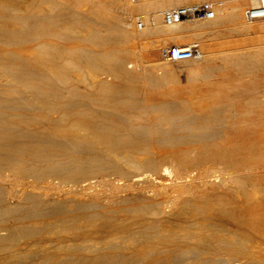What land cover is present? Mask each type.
Masks as SVG:
<instances>
[{"label": "bare ground", "instance_id": "bare-ground-1", "mask_svg": "<svg viewBox=\"0 0 264 264\" xmlns=\"http://www.w3.org/2000/svg\"><path fill=\"white\" fill-rule=\"evenodd\" d=\"M217 1H221V6L216 8V17L212 21L227 22L238 35L229 36L218 45L201 41L198 44L200 57L174 60L163 56L165 60L150 63L149 67L161 65L165 70L171 62L191 64L189 71L196 74L194 80L183 86L167 80L168 90L157 91L158 95L167 93L176 99L183 95L201 98L200 94L203 97L206 93L202 91L203 85L209 87L211 83L212 88L207 93L214 100L218 89L213 87L219 82L224 84L227 79L235 81V77L231 79L227 74L230 72H235V83L248 82L242 85L244 91L252 94L250 105L240 110V121L236 116L237 121L232 119L236 124L233 121L227 124L228 130L234 129L235 134L241 130L240 139L235 142L225 140L228 145L222 152L214 151L217 145L213 143L204 150L191 147L179 152L153 154L150 149L145 150L141 139L126 136L128 134H119L114 139L105 137L97 124L86 122V117L93 114L86 107L72 110L73 115L68 112L72 117L66 112L67 107L78 105L71 97L81 90L77 85L79 81L89 88L91 105L102 113L121 107V91L132 96L140 92L138 85L141 84L135 82L143 80L138 77L141 73L121 67L122 56L134 46L135 29L130 22L132 10L125 7L116 17L121 27L115 23L113 32L106 35L99 29H81V22L63 25L75 16L85 17V11L93 18L101 19L104 16L101 2H92L88 9L84 3L79 4V0H0V167L11 169L7 174L0 172V211L18 218L11 224L0 225V264H264V136L253 138L261 132L255 131L258 123L253 117L264 116V92L260 93L257 88L261 85L264 89V19L241 21L243 3L240 2L254 5L256 0ZM181 2L141 0L140 5L167 7ZM124 24L127 30L123 29ZM160 25L157 22L152 28L140 31L139 37L145 39L155 33H163L166 38L175 40L204 36L195 31L205 24L185 21ZM58 36L65 41H76L58 44ZM103 39L125 40V44L116 45L113 50L87 46ZM150 41L156 45L157 40ZM226 44L244 46H241L242 50H229L235 51L233 53L216 49ZM141 48H145L144 45ZM148 51L151 52V48ZM84 64L108 70L115 81L107 82L98 73L88 72L82 73L84 76L80 80L75 69ZM249 71L250 79L244 77ZM146 75L156 84L162 76L144 71L143 76ZM161 81L162 87L157 84L159 88L167 85ZM149 84L147 81L146 85ZM150 87L146 86L147 89ZM242 88L237 86L238 90ZM78 94L80 96V92ZM155 100L159 101V107L168 108L164 107L166 100ZM40 108L48 112L39 114ZM244 112L247 114L243 115ZM68 148L82 149L86 151L84 153L101 152L100 157L109 170L120 172L124 178L126 171L121 170L129 168V177L120 181V185L115 184L102 199L94 188L96 180H91L94 177L91 158L86 156L80 161L79 157L69 155L72 150ZM65 149L70 153L58 155L59 150ZM200 159V167H197ZM39 163L43 165L40 167ZM65 163L73 168L70 165L64 167ZM142 167L152 173H145L147 171L144 172ZM23 169H36L41 179L50 171L69 178L71 184L68 186L74 194L69 195L68 188L65 192L69 196L59 198L58 195L57 198L48 191L51 189L47 181L42 183L44 191L28 187L5 190L2 183L17 178ZM14 191L17 193L15 203L5 206L4 195ZM183 192L187 194L182 195ZM120 210L137 211L142 215L120 217ZM34 213L52 217L51 221L28 218ZM26 214L29 216L22 218ZM226 217L242 224L251 223L250 227L238 230L241 236L252 233L254 240L246 243L249 237L245 241L238 237L236 241L227 231L221 234L209 230L211 225L216 226ZM105 221L107 223H103ZM65 230H70L72 237H67ZM39 238L52 242L40 243ZM35 240L39 243L33 244ZM219 246L224 248L223 251L216 250Z\"/></svg>", "mask_w": 264, "mask_h": 264}, {"label": "rangeland", "instance_id": "rangeland-1", "mask_svg": "<svg viewBox=\"0 0 264 264\" xmlns=\"http://www.w3.org/2000/svg\"><path fill=\"white\" fill-rule=\"evenodd\" d=\"M58 1L60 2L61 0H58ZM92 2H101V6L104 10V16L101 19L93 18L88 11H85V14H86L85 17H80V16L78 17L77 16L78 18H76V16H75V18H72L70 20L63 22V25L70 26V25H73L74 22H75L74 24H79L78 22H81L80 23L81 26L83 25L81 27V29H87V30L93 29V28L96 30L99 29V31H101L102 33L106 32V35L107 34L109 35L110 33L113 32V27H114L115 23H116L115 26L121 27V26H119V23H117L118 21L116 20V17H117V15H121V13L124 11L125 7H128V5H127L128 0H91V1L79 0V4L84 3L85 7H87L88 9L90 8V4ZM240 3H243L240 8H244V7L250 5L249 3H245V2H240ZM223 6H225V5H223ZM80 7L84 8V10H85L84 6H80ZM113 16H115L114 19H113ZM76 19H78V20H76ZM84 21H85V23H83ZM124 25L122 26V27H125L123 29L127 30L128 29L127 25H125V26ZM160 26H162V25H160ZM195 32H197V34L203 33L204 36L203 37L201 36L202 38L198 37V36H192L188 40H185V39L175 40V38H170V39L172 42H175V43H178V42L179 43L180 42L185 43V42L196 41V42H198V44H201L202 42H212V43L215 42V44L218 45L220 42L225 41V38H228L229 36L238 35L237 32H234V31H232V29H230V26L227 22L222 21L221 19L211 21L210 23L205 24L202 27L198 28V30ZM139 35H141V32L138 30H134L133 36H135V37H134L133 44H132L134 46H132L131 51L129 50L130 52L127 51L122 56V61H121V67L123 66L122 69L125 68L124 70H127V71H133L136 73H141V74H138V77L140 80H142V79L143 80L138 81L139 83L135 82V83H137V85L141 84V85H138V86H140V92L138 93L139 96H138V94L132 96V95H130V93L128 94V92L125 90L121 91L119 94V96H121L122 97L121 99L123 100V102L120 104L121 107L119 106L120 108H115L113 110H110L109 113L108 112L102 113L97 109V107H95L94 105H91V103H90L91 101L88 99V98H91L88 94L89 88H87L84 83L79 81L80 83L78 82L77 85H79L81 90H79L76 93L77 94V95H75L76 98L75 97H71V98H74L72 100L76 101V104L79 105V103H81L82 105L67 107L68 109L66 110V112H67V114H69L68 116L72 117V115H73L72 113H74V112H72V110L78 109L79 107H80V109H82L83 107H86V108H88L87 109L88 112L92 110V112H90V113H93L89 117L90 119L88 118V116L86 117V122L87 123L90 122L89 125L97 124L101 130V133L105 137L108 135L109 138L111 137L114 139V138H117L119 134H121L123 136L128 134L126 136L129 137V135H130V137H133V138H136L139 140L141 139V141L143 142V145L146 146L145 150H146V148H148L147 150L150 149L149 151L152 152L153 154L171 153L173 151L179 152V151L185 150V148L187 149V148H191V147L194 148L195 150H199V149L204 150L209 145L211 146L213 143H215L217 145L216 149L214 151L222 152L225 149V147L228 145L227 141H225V140L228 139L229 142H235L238 139H240L239 138L240 137L239 132L241 130L239 131L238 129H236V130H238V131H236L238 134L237 133L235 134L234 129L228 130L227 124L230 121H233V120L235 121V119L237 121L236 116H238V121H240L239 118L242 116L241 115L242 112H240V110L241 111L245 110L247 108V106L250 105L251 100H249V99H251L252 94L249 93V91H244L245 88L243 86L244 84L246 85L248 82L242 83L243 85L242 84L239 85V83L238 84L235 83L237 81V79H236L237 77L235 76V72L227 73L229 76H231L230 77L231 79H232V77H233V79L235 77V81L227 79V81L224 84L222 82L220 84V82H219L218 86L215 85L216 87H213V88L215 90L218 89L217 95L215 97L216 100L209 98L208 93H207V91L212 88L210 86V85H212L211 83L209 84V87L206 86V84L203 85L204 87H202V88H204V90L202 89V91H206L207 94L202 93L203 97L200 94L201 98H190L192 96L183 95V96H180L179 98L176 99V98H171L169 95H168L169 96L168 97L166 95L167 93H165L166 97L163 96L164 93H163V95H158L157 91L161 92L164 90L165 91L168 90V88H167L169 86L168 81L173 80L172 83H176V84L179 83L183 86V85L187 84L189 81L191 82L192 79L195 78L194 76H196V74L194 72L189 71V67L191 64H189V62H186V61L171 62L169 67L166 68L167 70L166 69L164 70V68L161 65H160V67H159V65H157V67L154 66V67L150 68L149 67L150 63L152 64V63H156L158 61L165 60L163 58V56L164 57H166V56L161 51L160 43H163V40L161 39L162 37L167 41V38H166L167 36H164L163 33L162 34L161 33H155L153 35H150L149 37L148 36L145 37V39L142 38L143 39L142 40L141 36L139 37ZM133 36L131 35L132 39H133ZM61 39L62 38H60L58 36V44L70 43L71 41L72 42L76 41L74 39L70 40V41H65V40H63V39L61 40ZM214 39H216V40H214ZM144 40H145V42H143ZM150 40H157L156 45L153 46L151 44L152 42ZM93 43L94 44L88 43L87 46L88 47L91 46V48H95L97 50H101V48H103V49L105 48L104 50H113L116 45L117 46H123L125 44V40H120L119 42H117V41L112 40V39H110V40L109 39H103V40L96 41ZM141 45H144L145 48H141ZM241 46L243 47L244 45L243 44H236V45L226 44L222 47L218 46L216 49L231 52L229 50H232V49L235 50L236 48L237 49L241 48V50H242ZM134 47L136 50L134 49ZM150 48L152 50L151 52L148 51ZM233 52H235V51H232L231 53H233ZM237 52H238V50H237ZM109 57L111 58V56H109ZM139 59L141 60V62L139 61ZM148 59H150V60H148ZM142 61L145 62L146 65ZM137 63H139V65H137ZM141 63L143 66L141 65ZM88 65L89 64H84L83 66H79L75 69V73L77 74V76L80 80L84 76L83 74L88 72V73H98L99 74L98 76L101 77L102 80H107V82H112V81L114 82L115 81L114 76L108 70L103 69V68H95V66H92V65L88 66ZM133 67H135V68H133ZM144 71H152L153 73H155L157 75H162L163 73L165 74V72H167V75L166 74H165V76L162 75L164 77H162V76L159 77V79L162 80V81L161 80L160 81L162 83L167 84V85L165 86L162 84L163 88L157 87V84L158 85L160 84L159 79L157 80V84H156V81H152L151 79H149V77L147 75L143 76ZM168 73L170 75H173V76H170ZM249 73H251V71H249L247 73L248 76L246 75L244 77L250 79L252 76H251V74L249 75ZM166 76H167V78L164 79ZM170 77H172V78L170 79ZM145 79H146V82H145ZM148 79L151 82H149ZM147 81H148V83H150L149 85H146ZM119 82L120 81H118L117 83H119ZM143 82H144V84H143ZM198 83H199V81H198ZM130 84H133V83L131 82ZM145 85L151 86V87L149 89H147L148 87L146 88ZM255 85L257 86L256 83L254 84V86ZM237 86L243 87L244 89L242 88V89L238 90ZM153 87H154V91H152ZM160 87H162V86H160ZM234 87H236L235 90H237L238 94L234 93V92H236L233 89ZM151 88H152V90H150ZM257 88H258V91L260 93L264 92L263 86L258 85ZM156 89H158V90H156ZM159 89L160 90L162 89V90L159 91ZM83 90H85L84 91L85 93L82 92ZM79 92H80V96L78 94ZM150 95H151V97H150ZM205 95H207L208 97H206ZM123 96H126V97L123 98ZM129 97H130V99H129ZM96 98H100V97L96 96ZM132 98H133V100H132ZM127 99L129 101L128 103H127ZM155 99H160L161 101L166 100L165 102H167V105L164 107L165 108L168 107V108H166L167 110L166 109L164 110L163 106H161V105L159 107L158 106L159 101L155 100ZM125 100H126V104H125ZM157 106H158V108H157ZM70 108H72V109L70 110ZM53 109H51V110H53ZM120 109H121L122 113H121ZM58 110H59V107H58ZM53 111H51V112L53 113ZM46 112H48V111L45 110L44 108H40L38 111L39 114H45ZM68 112H70V113L72 112L71 113L72 115H70V113H68ZM239 112H240V114H239ZM245 114H247V113L244 112L243 115H245ZM253 118H255L257 123H258L257 127H256L257 129L255 128V131H257V130L261 131L257 134L255 133L256 135H254L253 138H255V139L263 138L262 136H264V135H262V134L264 133V131H262V130L264 129V116L255 115ZM226 119H228L229 121L228 120L226 121ZM259 121L262 123H260ZM234 123L236 124L237 122H234ZM262 126H263V128H262ZM224 128H225V130L227 129L226 134H227V132H229L228 133L229 135L226 136V134L224 132L225 131ZM180 136H182V137H180ZM178 137L180 138L181 141L177 140ZM230 137H232V138L229 139ZM185 141H187V142H185ZM124 146L126 147V149L127 148L129 149V147L127 145H124ZM201 146H204V147H201ZM68 149L67 150L65 149L66 151L65 150H59V152L57 151L59 153L58 155H63L66 152L70 153V151L73 148L69 149L70 151ZM71 152L72 153L69 155H74V156L79 157L78 159L80 161H82V160L84 161L86 156L87 157L89 156L91 158L92 166H94V170H92L94 177L91 180H96L94 182L95 183L94 188H96L95 190L101 195L100 196L98 194L99 195L98 197H100L102 199L105 198V197L103 198V196H106L110 193V191L113 189V186L115 184L120 185L119 184L120 181H123L127 177V175L129 177V172H131L129 168L122 169L121 170L122 172H124V170L126 171L124 174L126 177H124V178H122L123 174H121L120 172H118V171L112 172V170H109L107 168L106 162H104L102 160V158L100 157V155H102L101 152H98V151L96 152V151L92 150V152H90V153H89V151H87L88 153H84L86 151H84L82 149H76L75 150V148ZM210 152H207L206 154L208 155V153H209V155H210ZM98 153H99V155H98ZM80 157L81 158L85 157V158L80 159ZM62 159L64 162H67L66 157H63ZM196 164H198L197 167H200L199 165L201 164V159H200L199 163L197 161ZM42 165H43V163H39L40 167ZM69 165H70V168L72 169L73 167H71L72 166L71 164L65 163L64 167H69ZM168 166L170 169L171 166L170 165H168ZM219 167H217V168H219L220 171H223V169H221V166H219ZM142 168L145 169L144 172L147 171L145 173H152L151 170L147 169V167H142ZM98 171H100V172H98ZM0 172L2 174H7V173L11 172V169H8L6 167H0ZM35 172H36V169H31V171H30V169H26V170L23 169V171H21L20 175L17 178L11 179L8 182H3L2 187H4L5 190H7V189L8 190H15L16 188H20V187H22V188L28 187V188H33L37 191H44L45 189L41 188L43 186L42 183H44V181L45 182L47 181L46 183H48V185L50 186L49 188L51 189L48 191L53 192L56 195V197L59 195L61 197H59V196L58 197L62 198V197L74 194V192L73 193L71 192V191H73V190H71L72 187L70 188L68 186L71 184L70 181L68 182L69 178H66V177H63L60 175H56L55 172L50 171V173L44 174L43 178L41 179L39 177V175L37 174V172L36 173ZM30 183H31L32 187L29 186ZM56 183H57V185H56ZM50 184H52V185H50ZM51 186H52V188H51ZM255 188L259 189L257 186H255ZM77 189H78V187H77ZM65 191L66 192L68 191L67 193H69V195L66 194ZM186 194H187L186 192L182 193V195H186ZM16 195H17V193L15 191L8 194V195L7 194L4 195V202L5 203L3 202V204L5 206H8L9 204H10L9 206L13 205V203H15V201H16ZM200 201L202 202L203 200H199L198 202H200ZM111 208H112V206H111ZM113 208H115V207H113ZM1 212L2 211H0V225L11 224V223L17 221V219H18L15 216H13L12 214L4 213V212L1 213ZM125 212L123 210H120L118 215H120V217H125V216L131 217L133 215L141 217V215H142L141 212L139 213L137 211H135V212L125 211ZM34 214H36V213H34ZM34 214H32L30 216L28 214H26V215H23L22 218H27L29 216L28 218L37 219V220L41 219L44 221L48 220V219H50L49 221H51V218H52V217H48V216L47 217L42 216V215H40V213L36 214V215H34ZM40 216H42V217H40ZM223 220H225V221H223ZM223 220L222 219L219 220L218 224L216 226L211 225L209 230L220 231L221 234L223 232L227 231L226 233H228V235L236 241H238V239L241 237L243 238V239L241 238V241L248 240V237H249V240L246 243H250V242H252L250 240H254L252 233L245 234L244 236L243 235L241 236L239 233V230H238V228L242 229V228H245V226L250 227L251 223L242 224V223L236 222L233 219H229L227 217L223 218ZM103 223H107V222L105 221ZM220 224H222V225H220ZM220 226L222 227L221 229H220ZM234 229H235V231H234ZM65 231H66L65 234L67 235V237L68 236L72 237V233L69 232L70 230H65ZM263 231H264V229H263ZM234 232L237 234L235 235ZM232 235H233V237H232ZM245 237H246V239H245ZM44 239L45 238H39L38 241L39 242L42 241L40 243L48 241L47 239H45V240ZM38 241L35 240L32 243L34 244V243H37ZM49 241L52 242V240H49ZM223 249H222V247L219 246L216 250L218 252H221V251H223Z\"/></svg>", "mask_w": 264, "mask_h": 264}, {"label": "built area", "instance_id": "built-area-1", "mask_svg": "<svg viewBox=\"0 0 264 264\" xmlns=\"http://www.w3.org/2000/svg\"><path fill=\"white\" fill-rule=\"evenodd\" d=\"M156 2L158 0H150ZM141 0H128V7L132 10L130 22L135 30L142 31L152 28L157 22L165 26L181 22L210 23L216 17V8L221 1L217 0H182L179 4L167 7L155 5H140ZM241 20L244 22L253 19H264V0H256L254 5L242 9ZM171 37L160 43L162 53L174 60H187L201 56L198 42L187 45H177Z\"/></svg>", "mask_w": 264, "mask_h": 264}]
</instances>
